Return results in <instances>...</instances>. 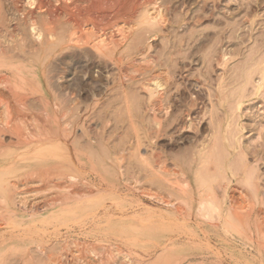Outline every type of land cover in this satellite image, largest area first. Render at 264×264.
Returning a JSON list of instances; mask_svg holds the SVG:
<instances>
[{"label": "bare ground", "instance_id": "bare-ground-1", "mask_svg": "<svg viewBox=\"0 0 264 264\" xmlns=\"http://www.w3.org/2000/svg\"><path fill=\"white\" fill-rule=\"evenodd\" d=\"M5 2H9L11 7L7 8ZM166 6L161 5L159 0H0V261H3L8 251H15V249L19 251L18 249L20 247L26 249L27 256H30V246L33 247L34 245H36L34 248L35 250L42 254H46V246L44 247L40 241H37L36 235H41V231L44 230V228L46 229V226H49V224L53 222L59 223L60 227L62 226L67 229L70 227L71 221L79 225H81L80 223L84 224L89 221L94 224L98 223L99 226L104 225L102 231L112 234L113 238L116 234L120 235L119 239H121L120 237L126 239L132 236L130 232L132 231L133 223L131 222L132 220L128 219V216L131 213L136 214L137 210L142 211L144 208H134V211L130 212L131 210L125 204V200H116V197L119 198L116 196V193H118L116 189L110 192L105 191L107 194L104 193L105 195H103L100 194V192H103L101 191L102 189L95 191L91 188L92 191L80 188L82 182L87 178L82 177L84 175L79 176V174H77L80 168L79 162H81L79 160L87 156V153L85 154L82 150L83 148L81 149V147L77 146L74 140V134L76 126L80 123L79 120L75 121V111H78L82 103L77 97V94L75 95L76 89L68 88L60 92L56 90V86L54 87V82H61L64 80V71L70 68L73 69L74 67H70V65H76L79 62V60L68 61L70 57L67 51L72 49L82 50L87 47V51L90 49L92 53L98 56L97 59H99V62L102 64V67L98 66V68L105 70L109 68V66H112L116 69L117 78L110 82V85L112 84L111 87L109 84L107 85L106 93L112 92L116 87L122 88L120 92H122L125 103L128 106L130 101L126 90L129 84L138 77L136 76V78L132 74L128 75L127 72L132 71L134 74H139L142 78L141 81H143V88L140 87V89L141 91L144 89L142 92L145 91L147 97V109L150 113H153L155 125H157L156 127L158 128L155 133L153 130L149 135L150 143H152V140H156L163 136L167 125L170 124V116H172L169 113L170 107L168 102L164 101L174 75V73L170 72V69L171 71L173 70L167 67L166 64H163L159 56H155L150 51V45H148L145 50H142V52H139L141 48L138 45H136V48L130 47L132 50L128 49V42L132 39L131 37H133L132 35L135 31L139 33L137 29H140V27H146L145 29L149 28L152 37H157L159 35L158 28L162 30L165 29L166 33H168L169 28L174 23L172 24V20L170 21L168 19L169 8ZM201 9L204 8L202 7ZM203 19L204 16L202 14L195 16V22L198 24H201ZM186 21L184 15L176 26L178 25L179 28H183L186 25ZM214 35V33L207 29L199 31L198 37L193 33L190 36L188 35L189 38L185 44L189 49H192V52L188 54V59L195 62L196 53L199 55V52L209 45ZM137 36H139V34H137ZM10 44H13V47H10ZM19 47L28 50L26 51L29 55L28 58L27 56L24 58L16 53ZM22 51L23 50H21V52ZM130 51H134L140 58H136V56L132 58L133 54ZM26 53L24 52L23 54L25 55ZM56 54H59L60 57L57 61L53 62L52 58ZM209 54H205L204 60H208L212 63L215 59H217V61H219L218 59H222L220 64H224L223 68L227 62L232 59L227 58V55H223L221 58L218 55L214 54L215 56H211V54ZM85 55H87V53ZM172 55L171 53L170 57ZM84 64L83 66H85ZM78 79L79 77L77 76V80ZM262 81L263 83L258 86L257 92L261 91L264 86V67L262 69ZM136 82L138 83V81ZM223 82L224 78L222 77L219 85H222ZM84 85L86 84L84 83ZM130 88L132 87L130 86ZM5 90L8 91L7 93H9L10 98L8 95L5 96L3 94ZM49 90L55 91L54 93L52 92L53 95L49 94ZM68 95L72 97L70 98ZM66 96L70 99L67 100ZM91 101V103L85 104L87 111L95 109L99 103L96 100ZM33 103L39 104L41 110L38 111L35 109L36 106L33 107ZM242 104L243 103L240 102L238 107ZM34 110L42 112V114L36 115ZM163 111H165V117L162 120L159 119L158 114ZM186 117L188 121L187 125L191 128L192 114L190 108L187 110ZM187 125L182 128L188 127ZM70 126H73L72 130H69ZM159 152H153L152 157L157 163V166H155V168L153 167L156 173L154 175H156L157 178L159 177V179L153 182L155 179L153 180L151 178L152 182L150 183L147 177V182L150 184L147 183L148 185H141L142 187L140 186V188H137L139 189L138 191H142V195L147 197L148 202L155 206V208H158L159 211L155 210V208L150 209L152 208L150 207L146 210L144 209V213H141L145 214L146 212L150 221L152 219H157L158 221L170 220L187 223L194 221L199 222V224L200 222L214 224L216 222L218 223V220L225 219L230 228L234 229V231H232L234 233L231 232V238L233 235V238L235 235L242 237V235H244L242 229L247 228L248 230L245 231L246 237L248 238L246 239L247 241L249 240L247 244L249 246L250 243L251 248L256 247L261 255L260 263L264 264V215L257 211L258 209H255L251 193L242 186H235L234 188L232 187V191H226L228 193L225 195L223 192L222 194L215 190L210 194L203 187L204 185H194L190 178V171L184 166L187 162L183 163L184 160H174L173 168H169L163 160V152ZM165 154L164 156H166ZM10 156H18V158L15 159V164H18L17 161H19V156H22L20 157L21 159L24 158L22 159L23 161L28 160L29 163L26 165V169L20 170L17 166L14 167L15 165L11 166L14 160L8 161ZM55 156H58V158L60 156H72L73 158L70 157L72 161L68 163L65 160L59 161L55 159ZM11 161L12 163H9ZM192 162L197 163L198 160ZM151 163H153V161H151ZM22 168H24V166ZM149 168L151 169L150 166ZM18 171L23 172L18 174ZM11 173H13V175L17 174V177H11ZM150 174L151 173H149V175ZM129 182L131 181L129 180ZM131 183L133 184V182ZM34 186L41 187L31 190L30 188ZM134 189L136 188L134 187ZM260 193L255 195L260 197ZM105 196H109L110 203L106 202L104 199L106 198ZM95 201L97 202L93 204ZM100 201H102V204ZM101 208L104 209V212L102 211L103 213L100 212ZM41 210H43V212H39ZM138 215L139 213L137 216ZM25 219H28V221L25 222ZM136 219H138L136 223L139 224L143 221V218L137 217ZM154 221L152 222L154 223ZM23 223L27 224L29 228L33 230L30 237H21L22 235L19 236L17 233L15 234L17 230L19 231L18 228H20ZM224 226L225 229H227L226 224ZM100 228L101 227L98 229ZM90 232L92 231L90 230ZM9 233L17 236L13 242L9 241ZM87 236L86 234L85 238ZM110 237L112 238V236ZM117 239L118 238H115V241ZM162 239L164 240V238ZM246 239H244L245 243ZM104 240L106 241L105 238ZM59 241L60 240H58V242ZM224 241H222V244L226 247L225 250L229 251L231 253L229 256L234 259L237 253H235L237 247L235 244L237 243ZM126 242L121 244V246L105 243L110 246H105L106 248H104L106 250L103 248L104 251L101 250L100 252L97 250L99 249L98 246L97 249L92 248L95 246L94 244L90 246V249L85 250L87 253L86 255H81V252H83L85 248H82L83 250L80 251L81 249L78 250L79 246L76 247L78 249L74 251L69 248V246L66 252L64 248L61 247L60 252H58L56 256L58 258L56 259L57 261L54 263L55 260L53 257L47 255L45 264H78L80 262L78 260L80 259L84 260V264H103L104 257H118L123 260L125 264H144L146 259L141 258L145 256H140V258L136 256L134 250L130 249V246H128L130 243L131 246H133V243L128 239H126ZM101 243L103 244V242ZM148 243H150V241ZM74 244L76 245L77 243ZM56 246L58 247V245ZM65 246L67 245L64 244L63 247ZM125 247H127V249ZM151 248H155L157 254L161 253L162 259H166L164 257L166 255L170 256L171 260L174 258L179 259L175 264H182L192 256L189 254H182L186 249H179L175 241L171 238L167 239L163 244H159V242L153 243ZM244 248H246V245ZM70 249L72 252L68 253L71 251ZM55 251L58 250L54 249V252ZM204 251L205 250H203V252ZM146 252L148 255L152 253L151 250L150 252ZM53 256H55V254H53ZM214 257V260L205 261L203 264H226L224 263L225 259L223 256L220 257L219 255H215ZM250 257L252 259L253 256ZM27 259H29V257ZM32 259H34V257L30 256V261ZM233 259L232 261H227V264H234L233 262L234 260L236 261V259ZM30 261H27V264ZM32 262L36 263V261Z\"/></svg>", "mask_w": 264, "mask_h": 264}, {"label": "rangeland", "instance_id": "rangeland-1", "mask_svg": "<svg viewBox=\"0 0 264 264\" xmlns=\"http://www.w3.org/2000/svg\"><path fill=\"white\" fill-rule=\"evenodd\" d=\"M159 2L163 6L167 5L166 7L169 8L168 14L170 15H168V19L170 21L172 20V24L174 23L169 28L168 33H166L165 29L162 30L158 28L159 35L157 37H152L149 28L145 29L146 27H140V29H137L139 33L135 31L132 35L135 37H131V42L129 41V46H127L128 49L132 50V48H136V45H138L141 48L139 52H142V50H145V48L150 45V51L155 56H159V58L162 59V63L166 64L167 67L172 68L173 70L171 71L170 69V72L174 73L172 80L174 84L171 82L168 90L169 93L167 92L164 101L168 102L170 107L169 113L172 116H170V124L167 125L163 136L156 140H152V143H150L149 135L153 130L155 133L158 128L156 127L157 125H155L156 123L153 113H150L147 109V97L145 91L142 92L144 89L142 91L140 89V87L143 88V81H141L142 78L139 74H134L132 71L127 72L128 75L132 74L135 77H138L129 84V89L127 88L126 90L130 101L128 106L125 103V98L122 92H120L122 91V88L116 87L117 90L114 89L112 92H108V94L106 93L107 85H110V82L117 78L116 69L112 66H109V68L105 70L98 68V66L102 67L101 62L97 59L98 56L92 53L90 49L87 51V47L82 50L72 49L67 51L70 57L68 61L79 60V62L76 65H70V67H74L73 69L70 68L64 71V80L61 82L53 81L55 84L53 85L54 87L56 86L55 88H57V91L59 90L62 92L68 88L76 89L75 95L77 94V97L82 103L79 106L78 111H75L77 117H75V121L79 120L80 123L76 126L74 134V140L77 146L81 147V149L83 148L82 150L85 154L87 153V156L79 160L81 161L79 162L80 168H77V174H79V176L84 175L82 177L87 178L82 182L80 188H83L84 190L93 189L95 191L102 189L101 191L103 192H100V194L103 195L107 194L105 191L110 192L111 190L116 189L118 192L116 193V196L119 197L117 198L115 196L116 200H125V204L131 210L130 212L134 211V208H144L146 210L152 207L150 209H154L155 206L150 204L147 197L142 195V191H138L139 189L137 188H140L141 185H146L148 183V178L150 183L152 182V179H155L153 182H156V180L159 179V177L157 178V176L154 175L156 173L155 170H153V167L155 168L157 163L152 157L153 152L160 151L159 153L163 152V160L169 168H173L174 160H184L183 163L187 162L184 166L190 171V178L194 185H204L203 187L210 194L215 190L220 193L223 192L225 195L232 191V187L234 188L235 186L246 188L253 196L255 209H258L257 211L264 215V86L261 91L257 92L258 86L263 83L264 0H159ZM5 4L7 8L11 7L9 2H5ZM202 7L204 9H201ZM197 12L204 16L201 24L195 22V16L198 15ZM184 15L188 22L186 21V25L183 28H179L176 24L184 17ZM206 29L215 35L212 37L209 45L199 52V55L196 53V60L195 62H192L191 59H188V54L192 52V49H189L185 43L192 33L196 34L198 37V32ZM137 34H139V36H137ZM9 46L13 47V44H10ZM21 50H23V53L28 51L27 49L19 47L18 50H16V53L24 58H26V56L28 58L29 55L27 53L24 55ZM130 52L133 54L132 58H134V56L140 58V56L134 53V51ZM86 53L87 55H85ZM171 53L173 55L170 57ZM209 53L211 56L215 54L221 58L223 55H227V58L232 59L227 62L223 68L224 64H220L222 59H218L219 61L215 59L212 63L208 60H204L205 54ZM89 54L92 55L90 56ZM59 57V54H56L52 58L53 60H51L55 62ZM83 64L85 66H83ZM77 76L80 80H77ZM222 77L224 78V82L222 85H219ZM136 81H138V83ZM84 83L86 85H84ZM130 86L132 88H130ZM5 91H3V94L5 96L8 95L10 98L9 93H7L8 91H6V93ZM52 92L54 93L55 91L49 90L50 95H53ZM68 96L70 98L72 97L71 95ZM68 96H66L67 100L70 99H68ZM91 100H96L100 104L98 103L95 109L87 111L85 104L91 103ZM240 102L243 104L238 107ZM32 106H36L35 109L38 111L41 110L37 103H33ZM189 108L191 109L192 114L191 123L193 127L191 126V128L187 125L188 121L186 117ZM37 110H34L36 115L42 114V112H38ZM164 112L165 111L158 114L159 119L163 120L165 117ZM185 124L189 128H182L186 126ZM72 127L73 126H70L69 130H72ZM164 154L166 156H164ZM20 157L22 156H19V161H17L18 164H15V159H17L18 156H10L8 161L13 159L14 162L11 166L15 165L14 167L17 166L20 170L26 169L25 167L29 161H23L22 159L24 158L21 159ZM55 157V159L59 161L65 160L68 163L72 161L70 158L72 156ZM150 160L153 161V163H151ZM196 160H198L197 163L192 162ZM9 163H12V161ZM23 166L24 168H22ZM22 172L20 171L18 174ZM149 173L152 175H149ZM11 175V177H17V174L13 175V173H11ZM6 176L10 177L9 175ZM129 180L133 182V184L129 182ZM133 186L136 189H134ZM39 187L41 186H34L30 189H39ZM259 193L260 197L255 195ZM105 197L106 198L104 199L106 202L110 203L109 196ZM102 201H100L101 204ZM96 202L97 201L93 204ZM143 210H137L136 214L131 213L128 216V219L132 220L131 222L133 223L132 231L130 232L132 236L126 239L133 243V246H131V243L128 242L130 243L128 246H130V249L134 250L136 256L139 258L140 256H145L144 258H141L146 259L144 264H175L179 260L176 258L171 260L168 255L164 256L166 259H162V254L158 253V255L155 252L157 250L151 248L153 243L159 242V244H163L169 238L175 241L179 249H186L182 254L193 256L189 257L186 262H183L182 264H203L205 261L208 262L214 260L215 255H219L220 257L223 256L225 259L224 263L227 264V261H232L233 257L229 256L231 253L225 250L226 247L222 244V241L224 240L237 243L235 244V246L237 245V251L235 250V253H237L234 258L236 261L233 259L234 264H261V255L259 251H257L256 247L251 248L250 243V247L247 244L249 241H247L248 238L245 234V231L248 230L247 228H243L245 230L242 229V231H244L242 237L235 235L233 238V235V241L231 238V232L234 231V229L230 228L225 219L218 220V223L216 222L214 224L201 222L199 224V222L194 221H191L192 223L170 220L158 221L157 219H152L150 221L147 216L148 214L146 212L143 214ZM155 210L159 211L158 208H155ZM102 211L104 212L103 208H101L100 212L103 213ZM39 212H43V210ZM138 213L139 215L137 216ZM136 216L138 218H143V221L140 224L136 223L138 220L136 219ZM27 221L28 219H25V222ZM152 221H154V223ZM88 222L84 223L85 225L83 223H80L81 225H79L77 223L75 224L74 221H71L70 227L67 229L62 226L60 227L59 223L53 222L52 224H49V226H46V229L44 228V230L41 231V235H36L37 241H40L44 247L46 246V254H42L35 250L34 248L36 245L33 247L30 246L32 251H29V255L35 259L30 261V256H27L26 249L20 247L18 249L20 252L17 251V249H15V251H8L3 258V261H0V264H27V261H30L28 264H45L47 255L52 256L55 263L57 261L56 259H58L56 257L58 255L57 253L60 252L61 247L64 248L65 252L69 248L73 251L78 248V250L81 249L80 251H82L85 248L84 251L81 252V255H86L87 253L85 250L90 249V246H93L94 244L95 246L92 248L97 249L98 246L99 249L97 250L100 252L110 246L108 244L121 246V244L126 242L124 237H120L121 239H119V234H116L118 236L114 235V238L112 234H108L107 232H105V235L102 231L104 225L99 226L98 223L94 224L91 222L88 224ZM225 224L228 231L225 229ZM99 227L101 228L98 229ZM20 228H18L19 231L17 230L15 234L17 233L19 236L22 235L21 237H30L32 235L33 230H31L27 224H21ZM90 230L92 232H90ZM15 234L9 233L8 238L10 242H13L15 237H17ZM86 234L88 235V238H85ZM110 236H112V238ZM115 238H118L119 240L117 239L115 241ZM162 238H164V240ZM244 239H246V243ZM58 240L60 241L58 242ZM100 241L103 242V244ZM149 241L150 243H148ZM74 243H77L78 245L76 244V246ZM64 244L67 246L63 247ZM56 245H58V247ZM245 245L246 248H244ZM125 248L127 249V247ZM54 249H57L58 251L54 252ZM72 250L68 253H71ZM150 250L152 253L148 255L146 251L150 252ZM203 250L205 251L203 252ZM53 254H55V256H53ZM250 256H253L254 259L253 257L251 259ZM28 257L29 259H27ZM16 258L17 260L19 258L18 261L20 263ZM109 258L111 257H104L103 264H116L117 262V264H125L123 263V260L118 257ZM32 261H36V263H33ZM78 261H80L78 264H84L83 259Z\"/></svg>", "mask_w": 264, "mask_h": 264}]
</instances>
